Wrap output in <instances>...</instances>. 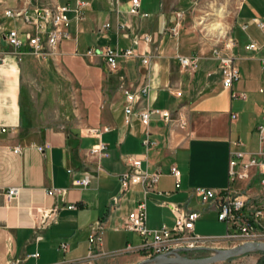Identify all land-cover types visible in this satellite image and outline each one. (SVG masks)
Returning a JSON list of instances; mask_svg holds the SVG:
<instances>
[{"label": "crops", "instance_id": "0c3cea01", "mask_svg": "<svg viewBox=\"0 0 264 264\" xmlns=\"http://www.w3.org/2000/svg\"><path fill=\"white\" fill-rule=\"evenodd\" d=\"M81 1L88 3L83 19L75 22L70 15L71 37L60 42L55 60L25 52L16 55L3 35L15 23L0 7V264H95L88 258V237L97 221L104 224V236L103 255L96 264H129L125 249L140 239L124 229V221L143 197L140 186H131L119 207L109 209L120 194L117 175L127 170L125 156H138L143 170L160 173L155 191L161 194L151 193L146 201L147 227L155 229L173 225L169 204L192 209L200 203L192 195L195 188L227 187L230 150L257 149V126L264 110V92L259 91L264 87V26L257 27L253 19L264 25V0H236L227 19L234 41L230 52L240 73L230 89L222 87L212 53L197 56L194 73L180 66L179 56H196L194 49L204 47L189 22L182 20L175 35L169 32L176 12L191 15L192 0H141L137 14L129 12L131 0ZM7 5L18 6L19 0H8ZM106 23L110 26L105 29ZM118 24L126 28L118 30ZM251 42L260 49L247 50ZM103 46L131 48L139 57L119 58L116 68L110 69L101 57L82 59L75 54L78 47ZM142 57L148 58L147 64ZM48 63L55 71L47 70ZM53 81V88H47ZM144 86L148 93L133 104L134 113L126 123L122 90L135 92ZM145 109L171 114L169 122L151 116L153 146L147 150L142 143L146 128L137 117ZM64 113L78 119L67 128L52 123L54 115ZM91 128H108L100 136L109 151L107 158L90 155L99 141L88 134ZM235 141L241 145L234 146ZM44 144L48 148L39 151ZM173 166L180 172L179 188L170 173ZM84 175L90 178L88 187L72 185ZM246 184L239 181L234 186L241 189ZM10 188L19 193L8 201ZM50 189H66V195L49 196ZM70 204L75 208L68 209ZM201 206L217 217L215 203ZM52 209L54 221L37 229V219ZM261 224L264 229V216Z\"/></svg>", "mask_w": 264, "mask_h": 264}, {"label": "built area", "instance_id": "2783aa9c", "mask_svg": "<svg viewBox=\"0 0 264 264\" xmlns=\"http://www.w3.org/2000/svg\"><path fill=\"white\" fill-rule=\"evenodd\" d=\"M8 0H0L3 16L11 19L15 25L11 29L4 31L6 43L13 48L16 55L29 53L36 58H51L55 60L59 56V44L64 39L71 37L69 26L72 21V14L75 22L83 19V9L88 6L87 2L76 0L75 3L58 4L56 2L42 3L41 0H19V5L9 7ZM141 0H131V14H137ZM176 22L169 29L172 35L177 30L184 18L183 12H176ZM257 27L262 28L264 25L258 19H253ZM110 26L106 23L103 27L106 29ZM247 26L243 25V29ZM126 28L125 24H118L117 29ZM144 41L149 42V36H144ZM234 45L231 37L225 43L223 48L215 49L213 56L218 62V68L221 75V83L224 89H230L234 83L240 79V73L235 63V57L230 52ZM24 49V50H23ZM247 50L258 51L260 46L251 42L246 46ZM75 54H78L75 50ZM85 57H101L110 69L117 66L119 58L139 57L135 50L131 48H113L110 46L89 48L85 52ZM1 60V58H0ZM143 64L148 63L147 57H142ZM178 61L182 69L194 73L198 65L197 56H179ZM264 62V59H263ZM264 77V69L262 70ZM264 92V87L259 89ZM126 105L124 107L125 121L133 115V104L146 96L148 87L144 86L133 92L129 89H123ZM156 114L162 121L169 122L171 114L168 110L145 109L137 113L140 123L146 128L145 137L142 141L145 149L153 146L149 139V123L151 116ZM234 118L235 116L232 115ZM108 128H91L87 132L98 138L99 141L90 149V155L97 159L107 158L109 151L106 144L100 141L103 131ZM4 131V130H2ZM257 149L251 152L242 150H230L228 154V184L221 191L210 188L198 187L192 191L201 204L215 203L217 218L226 226V234L217 238L225 241H238V244L247 242H264V229L261 226V218L264 216V110L257 126ZM234 146L241 145L240 141L233 142ZM48 148L44 144L39 147V151ZM14 152H19L15 148ZM127 163V170L117 175L120 183V194L116 196L110 204V211L119 207L121 198L131 186H140L142 199L137 202L135 207L130 210L124 221V229L136 234L140 241L135 245H128L126 252H136L145 257H153L170 251H178L181 248H201L210 238H200L194 235L195 222L200 217V212L188 209L182 204H169L168 207L174 215V222L171 227L161 225L158 228L150 229L147 227V208L146 201L151 193L155 191L160 173H149L141 168L142 159L135 155L124 157ZM171 175L175 180V187L180 186V172L176 167H171ZM255 177V179H254ZM255 180H257L255 182ZM246 182L243 188H236L235 182ZM90 184L88 175H84L72 180V185L80 188H86ZM251 189L255 191L252 192ZM19 193L18 188H10L6 193L8 201L15 198ZM49 196L66 195V189H50L47 192ZM159 195L161 193H158ZM168 194V193H165ZM75 205L70 204L68 209H74ZM55 209L43 212L37 219L35 227H42L51 224L54 221L52 217ZM104 236V224L101 221L95 222L90 228L88 237L89 259H95L103 255L102 241ZM215 239V238H212ZM61 247L64 249L65 244ZM36 256V255H34ZM72 264H82L75 262Z\"/></svg>", "mask_w": 264, "mask_h": 264}, {"label": "rangeland", "instance_id": "374dc122", "mask_svg": "<svg viewBox=\"0 0 264 264\" xmlns=\"http://www.w3.org/2000/svg\"><path fill=\"white\" fill-rule=\"evenodd\" d=\"M235 1L236 0H192L193 4L190 10L191 15L186 16L184 13L183 21L184 23L189 22L190 26H192L194 32L197 34L198 39L202 41L200 43L204 46L202 48L200 47L194 49V55L201 56L205 53L213 54L215 49L224 47L230 37L228 34L229 24L227 19H229L235 9ZM77 50L79 57L86 59L84 54L87 49H81L78 47ZM47 65H49L47 70L52 69L55 71V66L53 64L48 63ZM46 83L49 84V81ZM52 85H55L54 81L53 84H50L47 88H53ZM62 88V91H65L66 86H62ZM70 101H73V99L68 100V103H70ZM72 119L77 120L78 118L64 113L60 117L54 115L51 120L53 121V124H59L67 128L71 124ZM193 203L196 204V202ZM202 207L203 206L199 203L192 208L193 210L201 213L200 220L195 223L193 232L197 237L210 238L208 239V242L204 243V248L226 249L240 245L237 240L225 241L217 239L226 234V226L223 222L217 220L216 214L210 211L205 212L206 209H203ZM165 224H167V222ZM212 252L213 251L200 250L196 248L187 253L185 256L190 258H203L210 256ZM126 255L131 256V263L129 264H136L137 262L147 258L136 252H126ZM100 258L101 257H96L95 259L99 260ZM95 259H93V262L95 261L94 263L96 264V261L98 260ZM212 264H264V253L251 252Z\"/></svg>", "mask_w": 264, "mask_h": 264}, {"label": "water", "instance_id": "95a60500", "mask_svg": "<svg viewBox=\"0 0 264 264\" xmlns=\"http://www.w3.org/2000/svg\"><path fill=\"white\" fill-rule=\"evenodd\" d=\"M194 249L196 248H181L178 251H170L143 259L136 264H212L251 252L264 253V242H247L226 249L201 247L197 249L213 251L212 254L203 258H190L185 256Z\"/></svg>", "mask_w": 264, "mask_h": 264}, {"label": "bare ground", "instance_id": "6f19581e", "mask_svg": "<svg viewBox=\"0 0 264 264\" xmlns=\"http://www.w3.org/2000/svg\"><path fill=\"white\" fill-rule=\"evenodd\" d=\"M221 28V27H220ZM216 29V28H215Z\"/></svg>", "mask_w": 264, "mask_h": 264}]
</instances>
